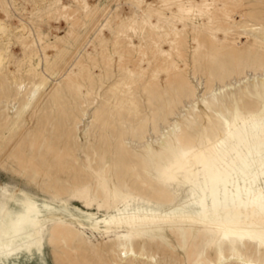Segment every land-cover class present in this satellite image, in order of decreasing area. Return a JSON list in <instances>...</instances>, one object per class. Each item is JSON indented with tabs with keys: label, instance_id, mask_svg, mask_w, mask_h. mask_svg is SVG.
<instances>
[{
	"label": "rangeland",
	"instance_id": "1",
	"mask_svg": "<svg viewBox=\"0 0 264 264\" xmlns=\"http://www.w3.org/2000/svg\"><path fill=\"white\" fill-rule=\"evenodd\" d=\"M88 3L0 0L7 26L0 50L10 47L0 67V184L98 215L114 212L128 192L131 208L173 210L186 191L167 202L147 194L177 187L159 178L180 148L173 123L200 130L205 143L246 110L249 92L264 82V0H134L130 18L116 15L119 0ZM105 20L112 28L95 48L88 45ZM219 46L235 51L231 56L251 54L217 65ZM185 79L196 90L193 101L184 95ZM206 88L214 92L204 100ZM48 90L57 91L55 103ZM253 98L261 111L264 94ZM27 102L19 116L18 103ZM55 224L45 231L42 254L1 264H218L216 245L228 250L218 236L187 223L104 232L70 220L59 227L65 239ZM122 245L154 259L119 256Z\"/></svg>",
	"mask_w": 264,
	"mask_h": 264
},
{
	"label": "bare ground",
	"instance_id": "2",
	"mask_svg": "<svg viewBox=\"0 0 264 264\" xmlns=\"http://www.w3.org/2000/svg\"><path fill=\"white\" fill-rule=\"evenodd\" d=\"M84 9L88 8V0H80ZM120 10L116 13L124 18L133 15L134 0H119ZM112 28L111 20L100 22L92 38L86 42L95 48ZM7 26L0 19V33L5 34ZM214 56L217 65H225L242 55L231 56V52L216 47ZM0 50V67L4 63L5 53ZM235 52V51H233ZM242 58L247 59L251 54ZM36 66L41 61L35 59ZM185 97L191 101L195 97V89L187 79ZM0 90L6 87L0 84ZM18 85V84H17ZM230 86L229 83H226ZM21 86L17 87V90ZM42 84L35 85L33 94ZM19 88V89H18ZM181 88V85H180ZM16 90V91H17ZM213 89L206 88L202 97L210 96ZM249 100L244 103V111L232 115L223 122L221 136L200 143L201 131L175 121L171 130L181 132L177 138L180 146L172 161L165 165L159 178L163 184H175L171 192L165 187H153L147 192L148 197L159 202H167L173 196L180 195L178 190L186 191V198L175 202V208L158 205H147L141 211L131 208L133 197L126 193L115 211L98 215L96 212L71 208L63 199L59 201L37 202L36 197L19 186L5 187L0 184V264L9 258L20 255L33 256L42 254L45 244V231L51 222H55V232L64 238L59 227L63 224H75L77 227L87 226L91 230L117 232L126 225L130 230L136 225L144 230L153 226L169 223H187L208 231L213 237L222 239L228 250L225 252L220 244L216 245L218 264L234 259L240 264H264V107L255 109V94H264V82L249 92ZM48 102L55 103L59 95L56 90L46 93ZM27 103H18L17 114L20 116ZM220 109L224 104H218ZM194 213H190L188 212ZM132 233V231H131ZM65 239V238H64ZM145 258L153 260L154 256L122 245L119 256Z\"/></svg>",
	"mask_w": 264,
	"mask_h": 264
}]
</instances>
